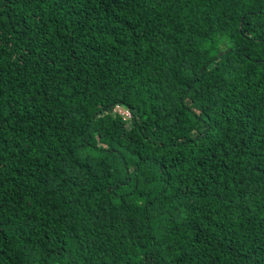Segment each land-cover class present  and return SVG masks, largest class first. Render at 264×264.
Here are the masks:
<instances>
[{
	"label": "trees",
	"instance_id": "1",
	"mask_svg": "<svg viewBox=\"0 0 264 264\" xmlns=\"http://www.w3.org/2000/svg\"><path fill=\"white\" fill-rule=\"evenodd\" d=\"M0 264H264V0H0Z\"/></svg>",
	"mask_w": 264,
	"mask_h": 264
},
{
	"label": "built area",
	"instance_id": "2",
	"mask_svg": "<svg viewBox=\"0 0 264 264\" xmlns=\"http://www.w3.org/2000/svg\"><path fill=\"white\" fill-rule=\"evenodd\" d=\"M112 111L118 113L123 118H128L130 116L129 109L126 106H122L118 103H115L112 107Z\"/></svg>",
	"mask_w": 264,
	"mask_h": 264
}]
</instances>
